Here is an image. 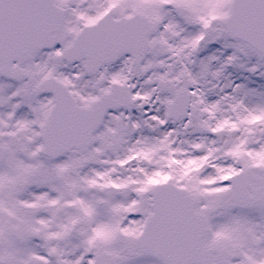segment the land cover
Segmentation results:
<instances>
[{
    "label": "snow or ice",
    "instance_id": "6c2138e0",
    "mask_svg": "<svg viewBox=\"0 0 264 264\" xmlns=\"http://www.w3.org/2000/svg\"><path fill=\"white\" fill-rule=\"evenodd\" d=\"M0 264H264V0H0Z\"/></svg>",
    "mask_w": 264,
    "mask_h": 264
}]
</instances>
